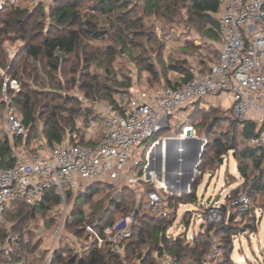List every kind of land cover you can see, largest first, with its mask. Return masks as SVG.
Returning <instances> with one entry per match:
<instances>
[{"label":"trees","instance_id":"16d2710c","mask_svg":"<svg viewBox=\"0 0 264 264\" xmlns=\"http://www.w3.org/2000/svg\"><path fill=\"white\" fill-rule=\"evenodd\" d=\"M27 9V7L11 6L0 12V70L4 72L8 80H16L19 83L17 92L9 90L8 85L6 91L10 95L13 107L19 112V120L25 128L23 135L13 136L9 140L6 137H0V163L6 167L14 164L15 152L19 148L29 153H37L42 144L54 147L66 140L68 136L72 144H86L83 133L76 128V121L80 117L83 118L85 124L83 129L86 128L95 119L92 110L83 108L76 97L63 96L58 93V90H66V85L76 86L78 91L89 100L101 96L104 100L114 103L110 89L120 91V88H112L106 82H101L98 76L91 74L89 71L92 66H97L94 63L103 65L109 73L112 71L109 65L111 60L121 52L137 66L138 76H142L141 73H143L155 78L158 74L163 81L166 79L164 86L168 87H180L191 79L190 65L185 56L192 55L203 46L195 47L193 42L187 40L183 50L176 55V61L166 69L163 65L164 44L158 40L156 34L146 30L145 18L148 16L164 19V23L171 26L189 23L196 27L197 32L202 30L205 33L203 40L206 42L218 39L214 18L218 10V0H54L52 7L48 10L50 27L46 33H43L44 22L42 24L40 22L45 19V6H34L30 13ZM11 35L16 37L15 40L23 43L21 53L12 63L8 61L3 47L6 41L11 40ZM98 42H111L112 46L107 45L102 49L103 46L95 45ZM188 44H190L189 47H187ZM204 44L208 45L205 42ZM152 50L155 51L154 56L152 53V55L148 54ZM212 54L213 58L208 61L214 64L218 60V52L215 50ZM151 57H154V60H151ZM98 58L100 61H95ZM79 60L84 62L83 68L87 72H83L79 82L73 77L71 81L66 80L67 84H65L62 77H66L67 73L75 74ZM200 63L207 65L208 62ZM208 67L203 70H207ZM165 71L176 75L175 80L166 78ZM20 74H25L33 85L45 90H35L30 84L22 82ZM110 77L111 74L107 79ZM3 84L4 79L0 76V94ZM125 86L128 88L130 84ZM1 106L0 104V110ZM196 107L197 105L192 107L193 110ZM41 121L40 135L44 142L41 144L37 142L35 146H30L37 136V124ZM233 122L236 123L235 126L241 127L244 137L253 134L254 125L251 123L238 122L234 119ZM186 127L190 126H184ZM156 135L148 143H153ZM214 146L222 148V140L215 141ZM234 149L235 147L227 148V150ZM217 153L221 155L222 152ZM202 165L197 167L200 177L193 188L201 181L204 174L211 171L215 173L217 170ZM236 170L243 182L238 185V188L230 191V197L235 198L238 193L243 192L255 203V209L264 211L262 150L245 147L240 158L236 156ZM231 179L234 182L236 177ZM225 180L228 181V178L225 177ZM105 188L112 189L108 185L95 184L83 192L66 191V200L68 202L74 200L76 206L75 214L73 213L69 224L76 227L75 235L87 237L86 226L102 234L105 228L114 225L121 216L126 218L132 213L134 221L131 225V235L124 241L123 257L113 252L107 243L100 248L92 246L79 258L65 259L63 250H57L53 253L50 264H122V261L131 263L136 260H140L143 264H157L164 253L170 256L172 264H202L210 250L212 235L218 240L219 256L211 260V264H237L232 260L234 238L241 234L259 232V221L255 215L243 222L236 220L234 214H231L226 224L205 225L200 232L189 238L187 231L193 218L191 211H186L178 222L184 231L169 238L167 232L177 220L178 206L197 203L194 192L183 198L168 197L167 202L172 211H168L167 217L162 218L154 215L147 216L140 210L134 209V202L127 198L126 190L119 191L111 197L107 195V206L103 205L105 198L94 201ZM168 188L173 189V187ZM258 198L262 200L261 204H258ZM59 203L60 199L55 190L49 188L44 192L43 199L38 205L28 206L22 200L13 201L11 205L15 213L7 210L4 213V219L12 217L17 220L12 226L15 232L19 225H25L26 222L34 219L37 212L43 213ZM85 204H89L90 218L84 217ZM5 236L0 224V241H3ZM141 246H146V249L142 250ZM29 249V252L34 250V248ZM21 258V254L19 256L16 254L15 261L18 262ZM27 264L38 263L28 261ZM261 264H264V261Z\"/></svg>","mask_w":264,"mask_h":264},{"label":"built area","instance_id":"2783aa9c","mask_svg":"<svg viewBox=\"0 0 264 264\" xmlns=\"http://www.w3.org/2000/svg\"><path fill=\"white\" fill-rule=\"evenodd\" d=\"M48 2L0 0V12L11 6L26 7L23 3L46 6ZM214 18L218 60L207 70L190 68L191 79L180 87L164 86L156 92L141 91L128 104L104 107L101 124L93 121L83 129L85 145L72 144L68 136L59 145L37 153L19 148L10 167L0 163V224L5 221L4 213L12 210L10 205L13 201L22 200L28 206L38 205L49 188L55 190L60 201L65 200L66 191L83 192L95 184L135 190L138 178L134 169L145 145L166 126L169 117L201 102L211 105L217 99L228 101V110L234 120L254 125L253 134L245 137L244 144L262 150L264 155V0H218ZM7 85L12 91L19 87L16 80L5 78L3 92L6 103ZM11 108L7 104L5 137L8 140L25 132ZM222 187H226V183ZM225 200L226 203L217 207L209 202L201 203L204 211L198 215L199 229L209 224H226L231 214L243 222L255 215L259 226L264 220V211L255 209L245 193L240 192L231 198L228 192ZM168 203L164 195L152 191L143 207L166 218L168 210L163 205ZM132 224L133 214H130L105 228L102 234L87 227L90 239L87 249L92 246L100 248L108 243L112 251L122 258L124 241L131 235ZM252 234L258 235L248 233L249 240ZM260 243L264 250V239ZM218 246L217 238L212 235L210 250L202 264H211V260L219 256ZM247 259V255L232 258L237 264L246 263ZM122 264L143 263L136 260L131 263L122 261ZM157 264H172V261L164 253Z\"/></svg>","mask_w":264,"mask_h":264},{"label":"rangeland","instance_id":"374dc122","mask_svg":"<svg viewBox=\"0 0 264 264\" xmlns=\"http://www.w3.org/2000/svg\"><path fill=\"white\" fill-rule=\"evenodd\" d=\"M53 1L54 0H49L48 4L45 6V19L44 21H40L41 24L44 22L43 33H46L50 27L48 10L52 7ZM23 6L28 8L27 10L29 13L34 8V6H29L28 3H23ZM185 17L186 16H184V18ZM145 19L146 30H150L152 33L156 34L158 40H161V43L164 44L163 65L166 69L176 61V55L180 50H183L181 46L184 47V44L186 45V42L188 41L193 42L195 47L199 45L203 46V48L199 49V51H195L192 55H187L188 62H208V59L213 58L212 53L216 49H211L212 47L209 48L208 45L204 44L203 34L205 33L202 30L197 32L196 27L189 23L171 26L165 24L164 19L154 18L152 16H148ZM14 38L16 37L11 35V40L6 41L3 45L8 61L11 63L16 56L21 53L23 48V43ZM95 45L103 46L102 49H104V46H112V43L98 42L95 43ZM189 46L190 44L187 45V47ZM154 52L155 51L152 50L149 51L148 54H153L154 56ZM151 60H154V57H151ZM95 61H100V58ZM94 64H97V66H92L89 71L91 74L98 76V79L101 82H106L112 88H120V91L117 89H110L114 103L104 100L101 96L94 100H89V98L85 97L83 93L78 91L76 86L71 87L70 85H66V90H58V93L63 96L68 95L76 97L83 108L92 110L95 118L94 121L99 124H101L103 120L102 109L104 107H112L117 104H128L138 92H156L165 85L164 82L166 79L163 81L158 74L155 78L143 73H141L142 76H138L136 73L137 66H135L129 57H126L121 52L116 54L111 60L109 65L112 68V71L109 73L106 72L103 65L99 63ZM83 67L84 62L79 60L77 72L75 74L67 73L66 77H64L65 80L62 77V81L67 84L66 80L71 81L74 77V79L79 82L83 72H87ZM109 74H111V77L110 79H107ZM165 75L169 80H175L176 75L172 72L169 73L165 71ZM0 76L3 77L5 82L6 76L2 70H0ZM19 76L22 82L30 84L35 90H45L44 88L42 89L33 85L31 80L25 74H20ZM58 77L61 79V75ZM128 83L130 84V87L126 88L125 85ZM6 95L8 103L4 101V92L2 88L0 94V104L2 105L0 110V137H5L7 131V104L12 107L11 109L17 118H20L19 112L12 105L10 95L7 93ZM228 108V101L223 100V102H220L217 99L215 103L211 105L201 102L194 110L193 108H187L176 112L173 116L167 119L166 126L158 132L155 141L145 145L144 151L139 158V163L134 169L138 178V185L135 186L136 189L131 190L128 187L116 188L108 185L112 189H103V191L95 197L94 201H98L102 198L104 200L105 198L103 205L107 206V195L111 197L119 191L126 190L127 198L131 202H134V209L140 210L147 216H157L143 207L147 200V195L150 192L155 191L161 193L166 200L170 196L183 198L190 195L188 194L189 192H194L198 200L197 203L193 205L178 206L177 220L168 230L167 236L173 238L184 231V228L179 226L178 222L181 215L186 211H191L193 218L192 222L189 224L187 236L191 237V235L200 232L198 215H202V211L204 210L201 203H206V201L209 200L210 205L214 204L215 207L222 205L226 203L225 196L227 193L229 192L231 194L230 191L238 188V185L243 182L242 179L239 178L238 172L235 168L236 156L240 158L241 153L244 152L246 147L244 144L245 137L242 135L241 127L235 126L236 123L233 122ZM76 124V128L80 130V133H83V127L85 126L83 118H78ZM184 126L190 127H186L187 129L185 131ZM41 127L42 121L37 124V136L33 139L34 141L31 142L30 146H35L37 142L40 144L44 142L40 135ZM187 131H189L190 134L187 135L188 139L185 141L174 142L170 140L182 138ZM160 139H162L164 147L161 164L159 161V149L156 145ZM220 139L222 140V148H217L214 146V142ZM169 147L170 149L167 150ZM232 147H235V149L227 150V148L229 149ZM49 148L51 147L42 144L40 150ZM198 148H200L199 153ZM219 151L222 152L221 155L217 153ZM197 153L199 155V161L195 165ZM201 164H203L202 166L217 170L215 173H212L211 171L204 174L201 181L195 188H193V185L199 180L200 176L197 167ZM160 168L161 173L159 170ZM179 172L183 175L179 176ZM225 177L228 178V181H225ZM232 177H236L234 182L231 179ZM224 183H226V187H222V184ZM162 185L173 187V189ZM182 192H185L186 194H182ZM216 199L218 200L216 201ZM257 201L258 204H261L262 200L258 198ZM168 204H164L163 206L167 207L168 211H172L171 207L169 209ZM10 207L13 206L10 205ZM75 207L74 200L68 202L65 198V200L60 201L56 207L43 213L37 212L34 219L26 222L25 225H19L18 230L15 232L12 230V226L16 224L17 220H14L12 217H6L3 224H1L6 236L3 241H0V264H27L28 261H36L38 264H50L52 262L53 253L57 250H63V257L65 259H69L70 257L79 258V256L88 252L89 249H87V247H89L90 239L88 237L87 227L89 226H86L85 228V232L88 236L79 237L75 235L76 227L69 224ZM83 211L84 217L90 218L89 215L91 210L89 209V204L83 206ZM12 213L15 212L12 211ZM122 217L123 216L120 218ZM90 220L92 221L94 219ZM65 224L68 225L66 226ZM263 229L264 220L260 223L258 235L255 236V234H252L251 240H249L247 234L236 236L234 238L232 258L238 259L247 255L248 259L246 263L243 264L263 263V245L261 243L259 244V241L262 242L264 239ZM8 248H10V250ZM29 248H34V250L29 252ZM141 249H146V246H141ZM16 254L17 256L21 254L22 257L18 262L15 261ZM186 260H188V258H186Z\"/></svg>","mask_w":264,"mask_h":264},{"label":"water","instance_id":"95a60500","mask_svg":"<svg viewBox=\"0 0 264 264\" xmlns=\"http://www.w3.org/2000/svg\"><path fill=\"white\" fill-rule=\"evenodd\" d=\"M185 134L189 135L190 133H189V131H187V132H185ZM170 140L171 141H174V142L185 141L182 138H177V139L175 138V139H170ZM156 145H157V147L159 149V161H160V164H161V161H162V158H163V153H164L163 152L164 151V147H163V141H162V139H160ZM199 152H200V148H198V153ZM198 153L196 154L195 165L199 161V157H198L199 155H198ZM159 170H160V173H161V168ZM182 194H186V193L185 192H182ZM208 202H209V200L206 201V203H208Z\"/></svg>","mask_w":264,"mask_h":264},{"label":"crops","instance_id":"0c3cea01","mask_svg":"<svg viewBox=\"0 0 264 264\" xmlns=\"http://www.w3.org/2000/svg\"><path fill=\"white\" fill-rule=\"evenodd\" d=\"M203 42H205V43H208V46H209V48H211V49H216V51L217 52H219V45H218V39H217V41H204L203 40ZM181 48H183V46H181ZM180 52V51H179ZM185 56V55H184ZM183 56V57H184ZM185 58L187 59V56H185ZM213 63H210L209 61H208V63H207V65L206 64H201V63H196V62H191V61H189V65H190V68H195V67H197V68H205V67H208V66H210V65H212ZM236 169V168H235Z\"/></svg>","mask_w":264,"mask_h":264},{"label":"bare ground","instance_id":"6f19581e","mask_svg":"<svg viewBox=\"0 0 264 264\" xmlns=\"http://www.w3.org/2000/svg\"><path fill=\"white\" fill-rule=\"evenodd\" d=\"M186 129L187 128H185V131H186ZM190 133V132H189ZM182 139L183 140H186V139H188V136H187V134H185L183 137H182ZM170 149V147L169 148H167V150H169ZM172 149V148H171ZM173 151V150H172ZM179 173H181V172H179ZM179 175V174H178ZM183 174L181 173V175H179V176H182Z\"/></svg>","mask_w":264,"mask_h":264}]
</instances>
